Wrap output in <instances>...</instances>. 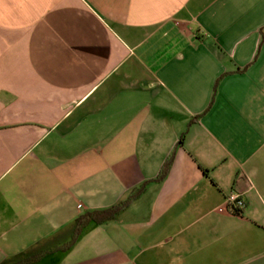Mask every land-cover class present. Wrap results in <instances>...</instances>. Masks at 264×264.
Segmentation results:
<instances>
[{
	"label": "crops",
	"instance_id": "obj_1",
	"mask_svg": "<svg viewBox=\"0 0 264 264\" xmlns=\"http://www.w3.org/2000/svg\"><path fill=\"white\" fill-rule=\"evenodd\" d=\"M30 257L264 264V0H0V264Z\"/></svg>",
	"mask_w": 264,
	"mask_h": 264
},
{
	"label": "trees",
	"instance_id": "obj_2",
	"mask_svg": "<svg viewBox=\"0 0 264 264\" xmlns=\"http://www.w3.org/2000/svg\"><path fill=\"white\" fill-rule=\"evenodd\" d=\"M214 99V96L212 98V101ZM182 139V138H181ZM181 139H180V142H181ZM172 160H173V154H170L165 162L163 163L161 169H160V172L158 174V176L154 179L155 181H158V180H162L167 172H168V169L172 163ZM148 182L140 185L138 188H136L133 193L124 201H121L119 202L118 204L116 205H112L111 207H108V208H104V209H99V210H93V211H88V212H85L84 214H82L81 216H79L77 219H76V230H75V234L73 236V238L71 239L70 242H68L67 244H65L62 249H67L69 248L71 245L74 244L75 240H76V237L82 232V230L90 223H94V224H100V223H103L107 220H110L112 219L116 214L119 213L120 210H122L127 204L128 202L134 198L135 196H137L139 193H141L143 191V189L145 188V185L147 184ZM35 258L33 257H30V258H27L26 260H23V261H20L19 263L17 264H27V263H31Z\"/></svg>",
	"mask_w": 264,
	"mask_h": 264
},
{
	"label": "built area",
	"instance_id": "obj_3",
	"mask_svg": "<svg viewBox=\"0 0 264 264\" xmlns=\"http://www.w3.org/2000/svg\"><path fill=\"white\" fill-rule=\"evenodd\" d=\"M227 205L230 211L239 214L245 207V201L243 197L236 193H231L226 198Z\"/></svg>",
	"mask_w": 264,
	"mask_h": 264
}]
</instances>
